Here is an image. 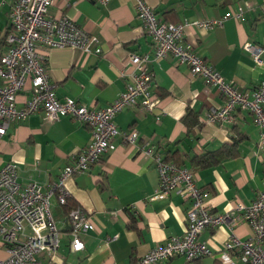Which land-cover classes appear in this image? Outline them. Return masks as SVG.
<instances>
[{"label":"crops","instance_id":"crops-1","mask_svg":"<svg viewBox=\"0 0 264 264\" xmlns=\"http://www.w3.org/2000/svg\"><path fill=\"white\" fill-rule=\"evenodd\" d=\"M13 2L0 0L3 31L9 27ZM147 2L160 20L169 23L218 20L227 15L223 25L213 29L186 28L183 42L193 45L241 92H250L264 81V66H259L252 50L246 48L250 45L253 51L257 47L264 49V0H231L228 4L223 0ZM239 5L246 7L243 17H231ZM48 15L73 18L82 29L98 36L101 47L99 54L70 47L41 49L60 100L73 98L94 108L109 106L128 83L121 72H135L128 61L129 54L152 53V40L137 17L135 0H110L105 6L96 0H56ZM6 48L7 45L1 55ZM149 70L162 109L150 113L131 107L115 117L120 130L139 133L136 146L118 137L114 151L88 172L65 182L71 194L69 203L81 206L95 224L94 230L82 235L85 250L70 251L68 208L59 204L55 194L51 208L62 238L54 258L46 253L40 255L42 264H135L152 248L186 232L190 201L177 192L165 199L153 198L160 182L155 161L141 153L146 143L165 159L177 154L180 166L192 171L199 187L208 194L205 202L214 213L229 212L238 204L250 206L257 198L264 181V147L253 115L237 109L234 121L207 124L204 121L210 108H220L225 103L216 86L192 76L188 66L177 64L171 55L149 64ZM28 94L19 95L18 107H22ZM190 109L202 123L192 133L183 122ZM234 139L239 142L237 157L220 158L209 166L195 162L196 157L220 151L227 143L234 144ZM92 141V131L84 122L71 117L50 122L39 111L11 124L7 134L0 137V169L13 162L18 167L19 182L34 180L50 190L59 183L66 166ZM232 235L246 240L252 229L244 221L233 230L227 224L207 228L200 241L207 243L210 256L193 262L175 257L160 264H226L222 256ZM229 255L236 264H242L239 250ZM6 256L0 241V259Z\"/></svg>","mask_w":264,"mask_h":264},{"label":"built area","instance_id":"built-area-1","mask_svg":"<svg viewBox=\"0 0 264 264\" xmlns=\"http://www.w3.org/2000/svg\"><path fill=\"white\" fill-rule=\"evenodd\" d=\"M56 0H14L9 14L10 32L6 37L7 48L0 57V137L7 134L11 124L28 116L43 112L45 119L55 122L71 117L87 124L93 141L64 169L59 183L45 190L39 182L31 180L22 184L18 180V167L13 162L0 169V241L7 256L0 264H42L40 255L54 258L60 248L62 232L52 212V197L57 194L58 202L68 207L71 194L65 182L72 176L88 172L102 158L117 148L115 140L136 146L139 133L136 130H120L115 122L118 113L126 108L139 107L153 113L161 108V99L154 93V77L149 64L171 55L179 65H186L192 76L201 77L207 85L216 86L225 103L220 108H210L205 123L232 122L237 109L253 115L255 126L260 132V144L264 147V81L250 92L239 91L233 82L203 57L195 47L185 44V30L188 27L213 29L222 26L228 18L181 23H169L157 17L155 9L147 0H135L137 17L151 37L152 53L138 55L130 53L128 61L135 72L123 70L121 76L128 83L122 92L105 108L87 107L73 98L60 100L55 93L44 53L41 49L76 48L85 53L99 54V38L82 29L68 16L49 17V9ZM107 5L110 0H96ZM246 7L238 6L231 17H243ZM252 50L255 62L264 66L262 47ZM29 93L22 107L19 95ZM141 153L156 163L160 186L153 198L165 199L173 192L190 201L187 211L188 227L181 236H175L165 244L157 245L137 259L135 264H160L175 257L193 262L212 254L206 242L200 241L207 228L225 224L231 230L241 221L248 223L252 235L246 240L232 235L225 245L222 259L226 264H236L229 252L239 250L242 264H264V181L257 198L250 206L238 204L226 213H214L205 202L208 196L198 185L192 171L169 162L165 157L144 144ZM67 222L71 235L70 251L85 250L82 235L95 229L91 216L81 207L69 208ZM111 239L108 238L109 242Z\"/></svg>","mask_w":264,"mask_h":264},{"label":"trees","instance_id":"trees-1","mask_svg":"<svg viewBox=\"0 0 264 264\" xmlns=\"http://www.w3.org/2000/svg\"><path fill=\"white\" fill-rule=\"evenodd\" d=\"M224 4H228L229 1L231 0H223ZM236 1H240V0H236ZM13 5V4H12ZM12 9V7H11ZM10 26L6 29V31H3L0 29V56L2 51L4 50V48L6 47L7 43H6V37L8 35V33L10 32ZM183 122L185 123V125L188 128V132L192 133L194 131L195 128L202 126V123L199 121V116L197 113H195L193 110H189L187 112V114L184 116L183 118ZM238 140L234 139V144L229 145L228 143L225 144L222 147V150L220 151H216L210 154H205L203 156H199L196 157L194 160L196 163H198V165H203V166H209L212 164V162H215L218 159H224V158H231V157H237L239 155L238 152ZM168 158V159H167ZM167 161L169 162H174L177 165H181L178 158H177V154H174L172 156L167 157ZM70 202V201H69ZM76 205H73V203H69L67 210L69 211V208H72Z\"/></svg>","mask_w":264,"mask_h":264},{"label":"water","instance_id":"water-1","mask_svg":"<svg viewBox=\"0 0 264 264\" xmlns=\"http://www.w3.org/2000/svg\"><path fill=\"white\" fill-rule=\"evenodd\" d=\"M67 226H68L67 229H69V225L68 224H67Z\"/></svg>","mask_w":264,"mask_h":264}]
</instances>
